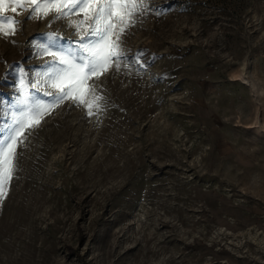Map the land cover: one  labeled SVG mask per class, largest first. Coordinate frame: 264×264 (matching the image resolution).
Here are the masks:
<instances>
[{"label": "rangeland", "instance_id": "rangeland-1", "mask_svg": "<svg viewBox=\"0 0 264 264\" xmlns=\"http://www.w3.org/2000/svg\"><path fill=\"white\" fill-rule=\"evenodd\" d=\"M4 15L0 125L40 34L78 39ZM123 42L143 57L90 81L102 110L64 101L17 148L0 264H264V0H149Z\"/></svg>", "mask_w": 264, "mask_h": 264}, {"label": "snow or ice", "instance_id": "snow-or-ice-1", "mask_svg": "<svg viewBox=\"0 0 264 264\" xmlns=\"http://www.w3.org/2000/svg\"><path fill=\"white\" fill-rule=\"evenodd\" d=\"M9 8L13 14L25 10L26 19L49 14L51 22L67 19L78 39L73 42L71 37L54 32L40 34V42L34 46L38 54L51 59L38 72L27 71L23 65L15 69L14 110L7 113L8 122L0 125V197L6 195L13 178L17 148L24 143L27 131L64 101L84 106L89 116L101 111L104 97L97 95L90 81L112 68L119 71L124 61L139 63L143 53L126 50L123 37L149 9V0H0V36L4 37L14 35L19 23L14 15H4ZM30 89L49 99L38 98Z\"/></svg>", "mask_w": 264, "mask_h": 264}]
</instances>
